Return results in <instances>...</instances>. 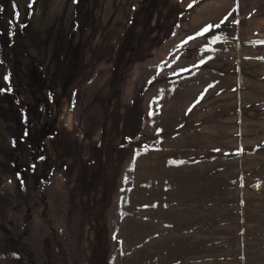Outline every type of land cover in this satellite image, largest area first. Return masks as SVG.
<instances>
[{
  "label": "rangeland",
  "instance_id": "rangeland-1",
  "mask_svg": "<svg viewBox=\"0 0 264 264\" xmlns=\"http://www.w3.org/2000/svg\"><path fill=\"white\" fill-rule=\"evenodd\" d=\"M173 4L0 0V264H264V0Z\"/></svg>",
  "mask_w": 264,
  "mask_h": 264
},
{
  "label": "trees",
  "instance_id": "trees-1",
  "mask_svg": "<svg viewBox=\"0 0 264 264\" xmlns=\"http://www.w3.org/2000/svg\"><path fill=\"white\" fill-rule=\"evenodd\" d=\"M146 3L148 4V7H147V10H146V13L145 14H141L140 16L144 19V22L143 25L144 26H148L149 24V19L152 15V20L154 21V24L157 25V26H169L171 22H169L170 18L173 17V12L175 10V7H174V4H173V0H160L159 4L157 5V7L155 9L152 8V5H154V2H157L158 0H145ZM149 3H150V8H149ZM181 9V8H179ZM179 9H178V12H179ZM136 11V9L133 10V12ZM150 13V15H149ZM149 18V19H148ZM147 20V22H145ZM162 27V28H163ZM149 28L147 27V30ZM149 31V30H148ZM149 36H153L151 34H148ZM159 36V35H158ZM156 37V40H157V36H153V38ZM160 37L163 38V36L160 35ZM155 41V40H154ZM66 48L67 45H64ZM63 48V49H64ZM101 71H104V70H100L98 72H101ZM11 76V73H8V76ZM10 86H13L14 88H12V92H14V94H17V90H16V86H15V83L12 81V83H10ZM24 114H26V112L28 113V110L27 108H23V111H22ZM2 117H4V119L6 118L4 114H2ZM28 117V115H27ZM31 123H32V119H30ZM48 132H52L53 134V131H51V129L47 128L44 132L45 134ZM41 137H45V135L43 136H40Z\"/></svg>",
  "mask_w": 264,
  "mask_h": 264
},
{
  "label": "snow or ice",
  "instance_id": "snow-or-ice-1",
  "mask_svg": "<svg viewBox=\"0 0 264 264\" xmlns=\"http://www.w3.org/2000/svg\"><path fill=\"white\" fill-rule=\"evenodd\" d=\"M191 7V5H189ZM14 7H16V5L14 4ZM18 15V13H17ZM227 17L224 18V20H226ZM224 20H221L220 21V24H223L224 23ZM220 24H215V25H212V24H209L207 26H205L200 32H198L196 35L197 36H200V35H203L204 33H207L210 29L212 28H219L220 27ZM188 39H193V37H189ZM220 37L219 36H214L212 37V42H215L217 40H219ZM186 42V41H185ZM261 43H264V42H261ZM5 79L7 80V77H5ZM150 115L152 114L151 112L149 113Z\"/></svg>",
  "mask_w": 264,
  "mask_h": 264
}]
</instances>
